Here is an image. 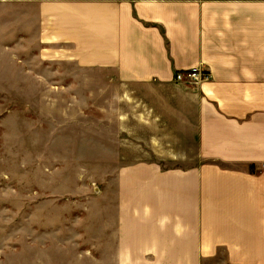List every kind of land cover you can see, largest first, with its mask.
I'll return each mask as SVG.
<instances>
[{
  "label": "crops",
  "instance_id": "obj_1",
  "mask_svg": "<svg viewBox=\"0 0 264 264\" xmlns=\"http://www.w3.org/2000/svg\"><path fill=\"white\" fill-rule=\"evenodd\" d=\"M0 3L34 9L40 57L143 88L154 149L184 160L119 166L106 264H264V0Z\"/></svg>",
  "mask_w": 264,
  "mask_h": 264
},
{
  "label": "rangeland",
  "instance_id": "obj_2",
  "mask_svg": "<svg viewBox=\"0 0 264 264\" xmlns=\"http://www.w3.org/2000/svg\"><path fill=\"white\" fill-rule=\"evenodd\" d=\"M33 15L0 3V264H106L119 166L184 160L154 149L143 88L40 57Z\"/></svg>",
  "mask_w": 264,
  "mask_h": 264
},
{
  "label": "built area",
  "instance_id": "obj_3",
  "mask_svg": "<svg viewBox=\"0 0 264 264\" xmlns=\"http://www.w3.org/2000/svg\"><path fill=\"white\" fill-rule=\"evenodd\" d=\"M209 78H210L209 71L203 67H196L182 71H177L174 74V79L176 81H182L192 84H198L207 81Z\"/></svg>",
  "mask_w": 264,
  "mask_h": 264
}]
</instances>
